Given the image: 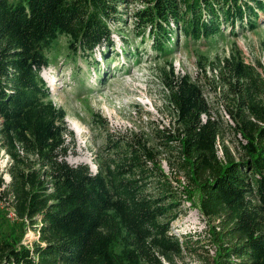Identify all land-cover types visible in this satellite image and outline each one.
<instances>
[{
    "label": "trees",
    "instance_id": "trees-1",
    "mask_svg": "<svg viewBox=\"0 0 264 264\" xmlns=\"http://www.w3.org/2000/svg\"><path fill=\"white\" fill-rule=\"evenodd\" d=\"M127 0H0V199L35 238L0 236V264H177L183 240L169 232L182 200L162 171L155 145L175 151L174 163L198 192V207L217 218L218 251L211 264H264V76L229 52L207 61L241 153L222 144L219 121L200 85L169 64L158 67L174 121L168 131L106 133L107 151L69 163L71 131L41 77L57 37L87 56L112 44L110 24ZM132 23L146 30L159 54L179 31L207 38L228 26H256L264 0H133ZM214 87V86H213ZM152 138L155 144L152 143ZM176 140L175 145L168 143ZM157 143V144H156ZM3 172L7 174L4 179Z\"/></svg>",
    "mask_w": 264,
    "mask_h": 264
},
{
    "label": "rangeland",
    "instance_id": "rangeland-1",
    "mask_svg": "<svg viewBox=\"0 0 264 264\" xmlns=\"http://www.w3.org/2000/svg\"><path fill=\"white\" fill-rule=\"evenodd\" d=\"M139 5L133 0L122 2L116 12L120 18L110 24L112 44L97 45L87 56L73 52L67 46L68 37L59 35L48 65L41 70L49 97L63 109L65 125L71 131L66 161L85 162L94 169V161L107 153L106 133L119 135L133 130L150 137L155 127L168 131L174 116L157 76L158 67L167 64L200 85L211 114L219 121L217 155L221 157L224 144L230 155L238 156L241 150L236 139H244L234 134L233 122L224 113L223 97L215 88L217 83L207 61L238 51L245 61H258L264 76V10L258 11L255 27L240 30L235 26V34L225 26L210 37L194 40L177 31L159 54L150 47L145 28L141 36L135 32L132 11ZM168 143L175 145L176 140ZM155 146L160 168L182 194L176 216L169 223V232L183 240L181 254L174 261L211 264L219 247L217 234L213 233L220 231L218 219L200 211L197 189L187 183L185 174L175 165V151L166 145ZM5 161L0 150V169ZM3 177L7 179L4 172ZM6 233L20 236L24 243L35 238L33 230L15 215L7 201L0 199V236Z\"/></svg>",
    "mask_w": 264,
    "mask_h": 264
},
{
    "label": "water",
    "instance_id": "water-1",
    "mask_svg": "<svg viewBox=\"0 0 264 264\" xmlns=\"http://www.w3.org/2000/svg\"><path fill=\"white\" fill-rule=\"evenodd\" d=\"M8 178V177H7Z\"/></svg>",
    "mask_w": 264,
    "mask_h": 264
}]
</instances>
